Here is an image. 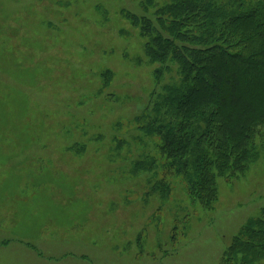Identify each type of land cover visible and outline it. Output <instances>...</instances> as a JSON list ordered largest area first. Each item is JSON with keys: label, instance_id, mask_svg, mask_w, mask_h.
<instances>
[{"label": "rangeland", "instance_id": "rangeland-1", "mask_svg": "<svg viewBox=\"0 0 264 264\" xmlns=\"http://www.w3.org/2000/svg\"><path fill=\"white\" fill-rule=\"evenodd\" d=\"M143 1L0 0V264H222L261 214L263 157L212 209L161 160L133 169L161 154L137 119L180 78L157 82Z\"/></svg>", "mask_w": 264, "mask_h": 264}, {"label": "trees", "instance_id": "trees-1", "mask_svg": "<svg viewBox=\"0 0 264 264\" xmlns=\"http://www.w3.org/2000/svg\"><path fill=\"white\" fill-rule=\"evenodd\" d=\"M141 6L130 18L148 38L150 61L161 64L157 82L169 63L180 78L155 91L137 119L143 134L160 138L161 154L133 169L150 171L162 161L184 179L194 201L212 209L218 177L237 178L264 158V0H144ZM263 260L264 207L234 237L222 264Z\"/></svg>", "mask_w": 264, "mask_h": 264}]
</instances>
